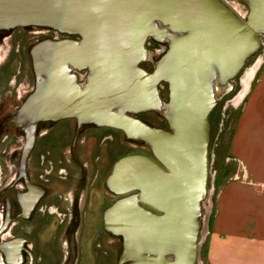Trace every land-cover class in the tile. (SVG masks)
Wrapping results in <instances>:
<instances>
[{"label": "water", "instance_id": "obj_1", "mask_svg": "<svg viewBox=\"0 0 264 264\" xmlns=\"http://www.w3.org/2000/svg\"><path fill=\"white\" fill-rule=\"evenodd\" d=\"M225 1L232 0H0V29L44 26L64 35L30 49L35 86L14 116L25 133L22 169L37 124L69 117L117 128L147 143L159 161L125 154L107 178L117 194L135 190L104 214L107 228L125 240L123 257L126 240L139 236L151 244L175 241L180 264L199 259L209 114L264 36V0H240L244 18ZM149 38L166 45L151 71L140 65L151 58ZM149 110L168 128L137 116Z\"/></svg>", "mask_w": 264, "mask_h": 264}, {"label": "flooded vegetation", "instance_id": "obj_2", "mask_svg": "<svg viewBox=\"0 0 264 264\" xmlns=\"http://www.w3.org/2000/svg\"><path fill=\"white\" fill-rule=\"evenodd\" d=\"M225 3L235 14L245 17L248 8L244 2ZM233 3L243 5L245 12L237 13ZM62 36L44 26L0 29V127L4 126L5 116L16 115L35 86L32 45L38 37ZM147 43L153 45L157 55L140 65L151 71L166 45L152 38ZM29 65L33 79L28 76ZM153 111L168 128L156 110L142 111L137 116ZM15 128L24 143L22 147L14 146L7 158L0 160V168L7 160L14 170L13 179L0 185V264H180L175 241L159 239L151 244L139 236L132 239L134 242L126 240L127 254L123 257L125 240L105 225V210L117 199L135 192L117 194L107 185L114 163L123 156L117 151V132L121 130L91 123L79 125L74 117L39 122L23 170L25 133L16 124ZM138 142L144 147L143 154L159 162L147 143ZM140 203L153 213H162Z\"/></svg>", "mask_w": 264, "mask_h": 264}, {"label": "crops", "instance_id": "obj_3", "mask_svg": "<svg viewBox=\"0 0 264 264\" xmlns=\"http://www.w3.org/2000/svg\"><path fill=\"white\" fill-rule=\"evenodd\" d=\"M253 74L225 103L209 151L215 198L202 264H264V60Z\"/></svg>", "mask_w": 264, "mask_h": 264}, {"label": "rangeland", "instance_id": "obj_4", "mask_svg": "<svg viewBox=\"0 0 264 264\" xmlns=\"http://www.w3.org/2000/svg\"><path fill=\"white\" fill-rule=\"evenodd\" d=\"M232 5H233L232 6L233 9L237 13L243 14L245 12V8L243 5L235 4V3H233ZM35 32H40V31H35ZM38 39L41 40L43 38L38 37ZM262 42L264 43V39H262ZM146 48L149 51V55L151 56L157 55V50H155L153 45L146 43ZM2 57L3 55L0 53V59ZM261 60H264V44L260 46V48L258 49L256 53H254L247 59L245 66L243 67V69L240 71L238 76L233 81L234 86L224 93L225 95L219 99V101L216 103V105L212 109L211 114H210V119H209V123H210L209 151H210L211 146L213 145L215 138L217 137V132L219 131L218 129L220 128V123H221L225 103H229L228 102L229 98L237 95L239 88H240V84H239L240 81L242 82V86H244L243 81H242L244 77H246L247 75H250L252 77L254 75L253 73L255 71V67H257L258 65V61L260 62ZM145 65H147V63H145ZM27 68H28V76L31 79H33V74H32L30 65ZM23 79L24 77L22 76L21 81ZM12 84L11 85L6 84V87H9V86L12 87ZM220 89L221 88H217L216 90L217 95L221 94ZM160 93H161L163 100H166L167 99L166 87H163ZM227 113L228 111H225L224 114L227 115ZM140 117L143 119V121H145L151 126L159 127V128L165 127V124L160 119V116L158 115V113L154 111L141 114ZM1 121L2 119L0 117V123ZM15 124L16 123L14 120V116L10 115V116L4 117V126L0 127V141H3V143L0 144V160L1 161H3L4 158L5 159L7 158V155H9L10 151L14 149V146L20 145V147H22V144L24 143V137L19 136L18 131H16ZM219 136H220V133H219ZM117 143H118L117 151L119 155H124V154H129V153H144L143 152L144 147L142 146V143L138 141L130 142L129 140L126 139V137L121 131L117 132ZM3 166H4L3 169L0 168V185L6 184L9 181H11L13 179V174H14L13 165L9 166L7 164V160L6 162H4ZM102 186L104 187V184H102ZM214 198H215V189H213V169L212 167H210V164H209L207 193H206L205 199H203L201 203L202 205L201 226H200V231L198 234L199 239L201 240V244H200L199 259H198L197 264H202V261L204 262L202 256H204L205 244L202 241V239L205 236V234L203 233V231L204 229H206L205 227L208 223V219L210 218V215H211L210 209H212Z\"/></svg>", "mask_w": 264, "mask_h": 264}, {"label": "bare ground", "instance_id": "obj_5", "mask_svg": "<svg viewBox=\"0 0 264 264\" xmlns=\"http://www.w3.org/2000/svg\"><path fill=\"white\" fill-rule=\"evenodd\" d=\"M250 77H251L250 75H247L246 77H244V79H242L243 84L245 85V88L249 85L248 82H249V80H250ZM245 90H246V89H245ZM245 90H244V91H245ZM241 95H242V94L239 93V96H238V97L240 98ZM239 98H238V99H239ZM205 228H206V227H205ZM205 231H206V229H204V231H203L204 234H205ZM11 246H13V245H11Z\"/></svg>", "mask_w": 264, "mask_h": 264}]
</instances>
